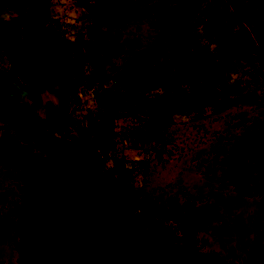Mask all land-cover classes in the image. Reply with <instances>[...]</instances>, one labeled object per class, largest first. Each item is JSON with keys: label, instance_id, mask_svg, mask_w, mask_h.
<instances>
[{"label": "rangeland", "instance_id": "374dc122", "mask_svg": "<svg viewBox=\"0 0 264 264\" xmlns=\"http://www.w3.org/2000/svg\"><path fill=\"white\" fill-rule=\"evenodd\" d=\"M159 3H140L123 26L114 27L98 22L108 9L97 0H49L46 13L30 22L31 69L24 79L45 78L52 90L36 83L26 91L14 75L9 48L16 0H0V97L17 108L14 118H0V264L20 260L14 208L27 186L18 179L19 168L26 157L39 154L27 122L55 139L61 135L84 144L86 139L93 143L100 119L108 137L96 148L108 196L125 194L138 210L163 209L171 216L163 224L169 237L184 213L183 203L193 214L213 205L219 218L196 230L197 252L224 264H264V52L254 36L264 27V0H199L195 24L181 45L185 55L179 52L175 66L167 64V76L181 68L226 82L242 76L240 92L251 91L259 99L162 126L154 122L150 105L163 94L158 60L136 72L132 87L112 82L156 35L151 20ZM88 115L94 130L85 132ZM46 120L59 130L46 128ZM91 242L96 244V237Z\"/></svg>", "mask_w": 264, "mask_h": 264}, {"label": "trees", "instance_id": "16d2710c", "mask_svg": "<svg viewBox=\"0 0 264 264\" xmlns=\"http://www.w3.org/2000/svg\"><path fill=\"white\" fill-rule=\"evenodd\" d=\"M97 1L108 9L99 16L98 22L121 27L140 3L150 0ZM48 3L49 0H16L17 15L10 20L13 72L23 81L21 85L26 91H31L36 83L52 90L45 78L24 79L31 69L30 22L46 13ZM198 3L199 0L174 3L160 0L153 7L151 20L156 35L140 56L126 62L127 66L112 77L113 83L132 87L137 81L136 72L153 58L158 60L162 69L159 86L163 94L150 105L156 110L154 122L159 126L181 118L217 113L234 102L259 99L251 91L240 92L242 76L226 82L192 68H181L167 76L169 61L175 66L177 53L185 55L181 45L188 40L187 31L193 29ZM254 36L263 53L264 27L258 28ZM9 91L15 95L14 90ZM29 98L32 104L38 102L33 93ZM16 113L14 102L0 97V118L9 120ZM45 123L50 131L59 130L47 120ZM105 124L100 119L93 143L86 139L82 144L76 138L65 139L61 135L55 139L27 122L39 154L26 157L19 168L18 179L27 186L14 208L13 231L20 251L19 264H70L73 261L79 264H208L207 258L214 264H224L213 255L199 254L195 244L196 230L205 221L219 218L213 205L199 207L193 214L187 203H183L184 213L176 222L174 236L169 237L163 224L171 220V216L163 209L138 210L125 194L107 195L104 164L96 148L101 139L108 137ZM93 130L94 118L88 115L83 131ZM93 237L96 244L91 242Z\"/></svg>", "mask_w": 264, "mask_h": 264}, {"label": "crops", "instance_id": "0c3cea01", "mask_svg": "<svg viewBox=\"0 0 264 264\" xmlns=\"http://www.w3.org/2000/svg\"><path fill=\"white\" fill-rule=\"evenodd\" d=\"M2 202H3V199H0V204H2ZM9 212H10V209H9ZM2 219H1V217H0V234H3V232H4V227H2Z\"/></svg>", "mask_w": 264, "mask_h": 264}]
</instances>
